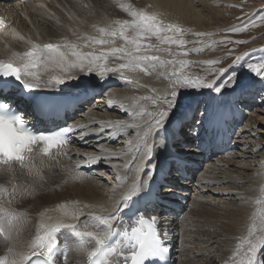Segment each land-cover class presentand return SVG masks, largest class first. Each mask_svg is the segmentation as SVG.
I'll list each match as a JSON object with an SVG mask.
<instances>
[{
  "label": "bare ground",
  "instance_id": "bare-ground-1",
  "mask_svg": "<svg viewBox=\"0 0 264 264\" xmlns=\"http://www.w3.org/2000/svg\"><path fill=\"white\" fill-rule=\"evenodd\" d=\"M117 1L80 3V10L67 7L64 0H26L24 3L12 4L9 10L0 8V13L9 22V26L0 32V60L7 61L13 52L27 51L32 43L42 45L67 40L82 45L83 41L78 39L79 36H99L93 25L107 27L116 19H131L121 5L147 9V12L150 10L162 18H169L170 14L177 20L199 25L209 21L208 15L202 12L210 4L211 1L208 0H129L121 4ZM39 4H44L45 8H38ZM216 14L221 15L220 12ZM121 43L117 41L116 46ZM78 50L88 52L92 49L81 47ZM115 63L108 61L109 67ZM40 70L42 79H48L59 71L51 66L47 71L43 67ZM165 70L159 67L152 77L151 74L145 75L139 71H125L124 75L132 83L121 80L119 73L98 76L96 73L86 75L77 71L73 73L76 79L67 81L58 88L37 90L50 92L63 87L81 90L99 88L103 94L95 96L93 103L88 101L82 104V110L68 124H85L88 127L83 131L88 134L82 136L78 131L72 143L60 153L48 156H43L41 152L32 153L29 158L34 159L26 162L32 166V174H29L28 168L21 169L14 165L12 171H7V165H0V217H5L0 218V221L7 227L9 218H17L13 221L11 240L4 242L0 236V258L6 257L11 261L18 253L26 254L37 233L42 234V223L52 225L57 220L77 222L66 213L70 214L79 205L92 206L84 211V217H88L90 213L106 215L110 211L114 202L119 200L124 190L123 185L131 186L135 174L133 157L140 155V143L135 129H126L113 137L109 135L108 129L99 130L100 122L123 120L143 126L150 119L145 113L153 112L155 106L151 105L150 100L142 98L151 96V83L158 78L164 80L162 73ZM167 86L168 83L163 81L161 85L153 87L162 96L167 92ZM253 87L255 86L248 84L240 91L225 88L220 97L214 91H208L212 95L208 94L201 102L198 101L201 108L196 109L191 121H187V112L197 100L181 111H173L169 123L157 133L165 137L166 144L164 148L157 149L153 156L157 165L153 176L164 161L171 157L199 166H187V172L192 171L193 174L192 178L184 180H179L177 171L171 167L168 185L160 191L164 200L184 204L188 208L180 220L174 216L164 217V221H167L164 225L171 227L174 241L180 249L176 264H233V260L239 264L247 251L245 238L253 225L258 236L264 235V231H261L264 229V152L257 153L264 147V99L261 100L258 95V102L251 105L243 98L247 94L246 89ZM212 96H217L219 101H223V98L232 102L238 100L236 104L245 105L246 109L250 106L252 109L259 108L251 111L250 117L246 110L247 116L235 131L234 150H227L222 155H215L213 159L204 160L200 155H195L200 153L193 148L195 140L193 133L189 131L192 129L188 127L203 124L202 117L210 111L206 106L212 101ZM110 101L113 104L111 108L107 106ZM23 105L26 106L25 102ZM178 120L184 122L181 127L176 126ZM211 121L210 123V119H207L205 123L219 124L222 121L230 124L222 112ZM128 140L132 141L131 150H128ZM245 145L250 146L248 150ZM105 150L124 152V155L111 163L122 165L124 161H128L129 168L121 166L114 170L109 167V163L103 161L95 165L85 163V156H105ZM77 164L81 167H75ZM202 164L203 168L200 167ZM43 168L45 172H42ZM38 169L39 176L35 174ZM22 172L28 174L27 178L18 182ZM77 172H83L87 179H73ZM117 174L124 178L122 182L115 179ZM144 175H147V170L141 174V178ZM41 176L43 179L39 178ZM14 187L16 194L13 196ZM144 188L145 185L141 190ZM111 189L115 192L112 193ZM179 196L188 198V202L179 200ZM62 205L66 207L62 208ZM62 234L74 238L66 230H62ZM72 249L68 259L71 264H78L80 258ZM261 251L264 252V249ZM258 258L264 260V255H259Z\"/></svg>",
  "mask_w": 264,
  "mask_h": 264
},
{
  "label": "snow or ice",
  "instance_id": "snow-or-ice-1",
  "mask_svg": "<svg viewBox=\"0 0 264 264\" xmlns=\"http://www.w3.org/2000/svg\"><path fill=\"white\" fill-rule=\"evenodd\" d=\"M131 19H116L107 27L93 28L99 33V36H79L78 39L83 41L82 45L63 40L58 43L36 44L32 43L31 47L23 52H13L7 61L0 60V77H12L23 85V89L31 93L38 89H52L64 85L67 81L76 79L74 72L91 75L96 73L103 76L107 73H119L120 79L127 83H132L124 73L137 71L149 75L155 72L157 67H163L165 64L175 65L177 61H162L157 55L151 54L156 52H168L171 56L187 55L190 51L200 52L203 48L185 49L189 43L182 38L184 30L174 23H165L159 16L144 9L134 8L132 5L120 6ZM38 8H45L44 4H39ZM260 23L264 24V15L259 16ZM257 26L255 19L247 23L233 26L227 31L231 33H244L249 27ZM4 27V20L0 18V28ZM75 34V33H74ZM197 36L207 35L206 33H195ZM155 38L158 44H153ZM117 41L122 43L116 46ZM246 40H231L227 37L219 43L244 44ZM167 45L168 47H161ZM178 49H184L182 52H172V46ZM89 48L91 51L84 52L79 48ZM230 57H221L219 59L208 60L205 63L210 66L219 65L223 59ZM243 56H237L232 65L228 67H211L209 71L214 73L223 81L217 84V80H206L203 77H190L173 71L167 74L165 78L169 81L167 92L160 95L143 97L142 99L150 100L155 106V110L145 113L150 117L143 126L137 123H126L123 120L100 122V131L109 130V135L115 137L118 133L125 132L126 129H135L140 143V155L133 157L135 174L131 186L123 185L118 201L114 202L107 215H95L90 213L84 217V211L92 207L89 204H82L76 207L70 214L75 223H67L63 220H57L52 225L41 224L42 234L37 233L35 239L31 242L28 252L18 253L11 261L6 257L0 258V264H71L67 257L69 244L61 245L58 238L62 230H66L75 238V246L72 249L80 258L78 264H144L148 259H159L162 255L168 254L170 248L166 241L171 238L168 234L158 233L156 214L137 210L131 219L132 226L119 224L120 217L117 215L122 209L128 207V203L147 185L156 172L157 165L153 161V156L157 149L164 148L166 139L162 135H157L160 130L165 128L169 123V117L177 107V99L181 91L194 89L199 92L201 89H213L219 96L225 88L233 91L242 90L243 85L238 80L237 72L228 73V69L238 64ZM116 62L114 66L109 67L108 61ZM180 67H185L189 62L180 60ZM49 66L58 69V73L50 75L48 79H42L41 67L47 71ZM249 71L254 75L264 79V61L259 63H250L246 65ZM227 74V75H226ZM163 75V73H162ZM4 86H7L6 84ZM113 107L110 101L107 105ZM11 110L10 104L6 99L0 98V164L7 165V171H12L14 165L21 169L28 168L29 174H32V166L26 163L25 153L32 152L33 145H42L40 151L47 155L53 148H59L70 143V134L77 133L84 136L88 133L83 131L88 126L77 123L68 125L58 131L48 134H35L26 127V122L22 114H8ZM203 115V114H202ZM212 121H210L211 123ZM199 123V121L197 122ZM193 131L196 134L195 129ZM128 150H131L132 141L128 140ZM245 147H250L245 145ZM264 150V149H262ZM105 156H85V163L95 165L101 161L109 163L112 169H118L121 166L129 168V162L124 161L122 165L111 163L112 160L124 155L121 151L105 150ZM149 161H153L149 163ZM79 168L81 165L77 164ZM147 170V175L141 178ZM35 174L40 175V170ZM43 179V177H40ZM73 179H87L83 172H77ZM115 179L122 182L123 177L116 175ZM112 193L114 189L110 190ZM13 196L16 194L13 188ZM29 195L33 193H27ZM66 207L64 205L61 206ZM107 211V210H106ZM15 216L7 221V227L0 221V236L4 242L11 240L13 230V221ZM119 225V226H118ZM122 228V231L120 229ZM256 228L249 230L246 239L247 251L244 259L239 264H264V260L258 258L264 255L261 250L264 249V235L258 236ZM264 231V229H261ZM119 234V239H113ZM60 247L62 252L57 255L56 250ZM233 264L236 261L233 260Z\"/></svg>",
  "mask_w": 264,
  "mask_h": 264
},
{
  "label": "rangeland",
  "instance_id": "rangeland-1",
  "mask_svg": "<svg viewBox=\"0 0 264 264\" xmlns=\"http://www.w3.org/2000/svg\"><path fill=\"white\" fill-rule=\"evenodd\" d=\"M124 1H129V0H118L117 2L118 4H121ZM208 1H211L210 4L204 7L205 9H202V12L203 14L208 15L207 18L209 19V21L203 22V24L200 25L199 23H195V22L192 23L190 21H181L180 19L177 20V18L173 17L170 14H169V18L159 17L160 19L164 20L165 23L177 24L184 30L183 36L178 38H182L185 41L189 42L185 45V49L203 48V51L200 52L190 51L187 55H179L173 57L168 52H163V51L156 52L155 50H153L151 54L157 55L162 61H167L174 58L177 61V63L175 65L165 64L162 67L166 69L165 72L163 73L164 80L162 78L153 80L154 81L152 82L153 84L151 83V88H152L151 96L156 95L158 93L157 91H155L156 89L155 87L156 85L157 86H159V84L161 85L163 81H166L168 83L167 87L169 88V81L165 78V76L167 74L172 73L173 71H178L179 74L190 76L193 78L203 77L206 80L216 79L217 84H219L221 81H223L225 77H221L219 80L214 73L209 71V68L228 67L232 65L233 60L237 56H243V59L238 64L234 65L232 68H229L228 73H231L232 71L237 72L238 80L243 86L249 84L255 86L258 90L260 89L261 86L262 88H264V79L254 75L251 71H249V69L246 66L247 64L250 63H259L261 61H264V24L260 23L259 21V16L264 15V8H263L264 0H217V1L208 0ZM64 2L66 3V6L70 7L72 10L73 8H75L76 10L77 9L80 10L81 9L80 3L86 4L87 2H89V3L100 4V0H64ZM145 11H147V9H145ZM148 12L152 13L150 10H148ZM218 12H220L221 15L216 14ZM252 19L256 20L257 26L249 27L248 30L245 31L244 33L237 34L227 31L233 26H237L242 23H247ZM195 33H206L207 35L197 36L195 35ZM226 37L231 40L242 39L248 42L240 45L231 44V43H219L220 41L225 40ZM152 43L158 44V41H156V39L153 38ZM161 47H168V46L161 45ZM182 51H184V49H178L175 45L172 46L173 53L182 52ZM221 57H230V58L223 59L222 63L219 65L210 66L205 63L208 60L219 59ZM180 60H186L189 63L185 67L181 68L180 64L178 63ZM158 68L159 66L157 67L156 71L158 70ZM154 73L155 72L151 73V77L154 76ZM155 81L158 82L155 83ZM208 91L211 93L213 92V89H201L199 92H197L194 89L181 91L177 99V107L173 111H181L183 110L184 107H188L189 105L193 104L196 100L197 101L203 100L208 94H210ZM260 96H261V100H263L264 93ZM257 102L258 100H255V103ZM151 105L153 104L151 103ZM200 105L197 108L198 110ZM257 108L259 107L253 108L251 111L253 112V110L255 111ZM248 114H249L248 117H250L252 113L249 112ZM248 149L249 147L247 148V150ZM262 149H264V147H261L257 151V153L264 152V150ZM202 166L203 164L201 165V167ZM42 172H45L44 168L42 169ZM27 175L28 174L25 172L20 173L19 174L20 178H18L17 181L18 182L23 181L24 178H27ZM54 184L55 183H53L52 186H54ZM220 187H222V184L220 185ZM0 218L3 219L5 217H0ZM210 247H213V245H211Z\"/></svg>",
  "mask_w": 264,
  "mask_h": 264
},
{
  "label": "water",
  "instance_id": "water-1",
  "mask_svg": "<svg viewBox=\"0 0 264 264\" xmlns=\"http://www.w3.org/2000/svg\"><path fill=\"white\" fill-rule=\"evenodd\" d=\"M177 117H178V115H177Z\"/></svg>",
  "mask_w": 264,
  "mask_h": 264
}]
</instances>
